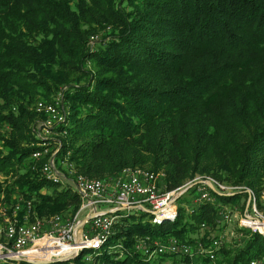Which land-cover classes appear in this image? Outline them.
I'll use <instances>...</instances> for the list:
<instances>
[{"label":"trees","instance_id":"obj_1","mask_svg":"<svg viewBox=\"0 0 264 264\" xmlns=\"http://www.w3.org/2000/svg\"><path fill=\"white\" fill-rule=\"evenodd\" d=\"M60 92L68 114L57 157L68 154L79 175L109 180L146 165L165 172L168 191L195 174L264 187V0H0V176L12 178L0 182V205L9 215L19 200L40 219L79 208L77 193L42 178L45 160L32 159L33 106ZM194 193L179 198L172 222L122 216L95 258L158 264L134 250L137 238L190 242L213 225L215 206L186 209ZM214 197L228 205L241 195ZM243 235L216 264H264V237Z\"/></svg>","mask_w":264,"mask_h":264},{"label":"built area","instance_id":"obj_2","mask_svg":"<svg viewBox=\"0 0 264 264\" xmlns=\"http://www.w3.org/2000/svg\"><path fill=\"white\" fill-rule=\"evenodd\" d=\"M33 109L39 118L31 127V135L40 149L32 153V159L45 160L40 168L41 177L52 184L72 188L80 204L73 216L53 215L44 219L34 217V220L32 216L36 214L30 201L19 200L11 215L8 208L1 207L0 261H53L64 257L72 260L83 253L84 264H104L95 258L94 252L110 237L119 218L146 213L151 215L152 224L172 222L177 216V201L190 189H194L195 193L190 198V207L186 209L195 211L202 204L216 206L217 216L213 225L201 224L199 233L190 242L173 237L163 240L137 238L134 250L146 261L161 260L159 264H162V260L168 261V264H216L226 234L212 235L206 229L214 227L211 231L215 228L222 230L224 224L235 221L239 232L264 237V187L252 190L244 185L204 177L198 178L199 181L194 179L189 186L168 191L161 175L138 170H125L120 176L109 180L84 177L77 174L73 164L68 162V154L63 159L57 157L62 147L60 140L65 136L64 131L59 132V127L64 124L68 114L62 92L49 101L38 99ZM193 182L195 184H191ZM187 187L190 188L186 190ZM235 194L245 197L243 202L240 201L242 204H216L214 195L230 197ZM238 205L240 213L234 216L233 213L237 212L234 208ZM21 211L24 214L19 218ZM84 218L89 220L77 228ZM60 246L64 250L58 251L57 247Z\"/></svg>","mask_w":264,"mask_h":264},{"label":"rangeland","instance_id":"obj_3","mask_svg":"<svg viewBox=\"0 0 264 264\" xmlns=\"http://www.w3.org/2000/svg\"><path fill=\"white\" fill-rule=\"evenodd\" d=\"M109 30V28L107 27V28H105L104 30H102V31H99V32H96V33H94V34H92L90 37H89V43L90 44H93V45H95V44H97L100 40H102L103 38H104V36H106L107 34H108V31ZM95 37L97 38L96 39V41L94 42V43H91L92 42V40H95ZM65 104V103H64ZM1 133H3V132H1ZM55 138H58V137H55ZM50 148H51V146H50ZM151 168L150 167H148V166H146V165H144V166H136V167H128V168H125V169H123V170H121L120 172H118L117 173V175H115V176H113V177H117V176H120L122 173H123V171H129V170H131V171H133V170H138V171H143V172H150V173H154V174H159V175H161L162 176V182H163V184H164V180H165V172L164 171H162V170H159V171H152V170H150ZM204 177H206V178H210V179H213V180H216V181H218L217 179H214V178H212V177H210V176H208V175H199V174H195L194 175V177L192 178V179H187L180 187H185V186H189L188 184L190 183V182H192L194 179H196L197 181H199V179L198 178H204ZM10 181H12V178L10 179V178H4V177H2V176H0V182H3L4 184H6V183H9ZM198 182H196V184H197ZM226 183H228V182H226ZM4 184H3V186H4ZM191 184H195L194 182L193 183H191ZM190 184V185H191ZM229 184H233V185H237V184H234V183H229ZM245 187H247L246 185H244ZM69 187V186H68ZM165 187V186H164ZM180 187H178V188H180ZM249 188V187H248ZM235 195H238V194H235ZM15 197V196H14ZM13 198V197H12ZM245 197L244 196H241V198H240V200H238L236 203H234L233 205H235V204H242V202H243V199H244ZM14 199V198H13ZM242 200V202H240ZM14 205H16V204H14ZM228 205H232V204H228ZM1 207H6V206H3V205H0V208ZM216 207V206H215ZM7 208V207H6ZM8 209H9V207H8ZM234 209H236L237 210V212H234L233 213V215L234 216H236L237 215V213H240V210H241V208L239 207V205L237 206V208H234ZM64 213H61V215H63ZM37 216V214L36 215H34V216H32V220H34V217H36ZM216 216H217V208H216ZM216 216H215V218H216ZM36 218H39L38 216L36 217ZM44 218H47V216H43V217H41V219H44ZM214 218V219H215ZM220 225V224H219ZM223 225V224H222ZM211 228H214V227H207V229H206V232L207 231H209L210 230V233L212 234V235H216L215 233H218V234H222V235H224L225 236V234H226V236L224 237V239L222 240V248H228V247H230V248H233V247H235L236 245L238 246L239 245V243L241 244V241H242V238L244 237V235H242L244 232H239L238 230H237V225H236V221L235 222H232V223H230V224H224V226L222 227V230H219V229H217V228H215L213 231H211ZM208 235V234H207ZM242 235V236H241ZM89 252H91V250H88ZM60 259V258H59ZM57 260V259H56ZM69 260H71V259H69ZM156 262H158V264H159V262H161V260H158V261H156ZM162 264H168V261H166V260H162Z\"/></svg>","mask_w":264,"mask_h":264},{"label":"water","instance_id":"obj_4","mask_svg":"<svg viewBox=\"0 0 264 264\" xmlns=\"http://www.w3.org/2000/svg\"><path fill=\"white\" fill-rule=\"evenodd\" d=\"M208 186H209V188H210L212 191H214V190H213V187H212L210 184H208ZM191 187H192V186H191ZM189 188H190V187H187L186 190H188ZM88 220H89V218H84V219H82V220L79 222L77 228L83 226ZM69 259H70L69 257H64V258H60V259L53 260V261H27V262L30 263V264H48V263H52V262H63V261H67V260H69Z\"/></svg>","mask_w":264,"mask_h":264},{"label":"bare ground","instance_id":"obj_5","mask_svg":"<svg viewBox=\"0 0 264 264\" xmlns=\"http://www.w3.org/2000/svg\"><path fill=\"white\" fill-rule=\"evenodd\" d=\"M62 249L64 250V247L63 246L57 247V250L58 251H61Z\"/></svg>","mask_w":264,"mask_h":264}]
</instances>
